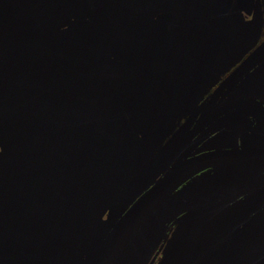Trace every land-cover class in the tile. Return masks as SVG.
Segmentation results:
<instances>
[{
    "label": "rangeland",
    "instance_id": "374dc122",
    "mask_svg": "<svg viewBox=\"0 0 264 264\" xmlns=\"http://www.w3.org/2000/svg\"><path fill=\"white\" fill-rule=\"evenodd\" d=\"M24 2L0 0L8 33L0 29V264H86L192 128L235 100L264 102V0L252 18L235 7L223 19L210 0H31L11 20ZM166 12L178 18L175 29L156 20ZM55 92L92 102L102 117L64 130L24 109ZM200 138L179 160L236 146L224 131ZM242 228L191 264L222 260L248 235ZM133 247L116 264L131 260ZM246 261H264V240Z\"/></svg>",
    "mask_w": 264,
    "mask_h": 264
},
{
    "label": "water",
    "instance_id": "95a60500",
    "mask_svg": "<svg viewBox=\"0 0 264 264\" xmlns=\"http://www.w3.org/2000/svg\"><path fill=\"white\" fill-rule=\"evenodd\" d=\"M210 4L212 15L216 19L226 18L235 5L241 14L249 17L256 9L257 0H210ZM29 5L31 0H25L22 9L11 14V20L16 19ZM156 20L169 29H175L179 23L178 18L170 12L158 14ZM0 29L7 33L1 25ZM1 68L2 65L0 70ZM24 109L41 123L64 130L77 129L102 117V111L92 102L56 92L36 96L24 104ZM248 120L254 121L250 148L215 149L186 158L171 166L151 185L156 177L208 128L217 123L200 139L207 140L224 131L228 138L236 141ZM209 169L213 171L211 177L193 195L191 204H198L197 202L201 200L199 198L203 201V195L209 200L207 203L213 209L225 207L240 197L244 200L209 225L168 264H189L221 238L239 229L238 227L247 218L257 212L263 213L264 216V182L259 187L254 184L255 179L264 176V103L262 101L254 98L235 100L216 110L192 128L156 164L114 223L105 228V237L99 239V245L86 264H116L133 239L168 199L185 183ZM207 203L204 205L206 206ZM100 231V227L95 228L94 236L99 237ZM263 240L264 219L258 231L248 236L235 255H243L245 252H248L246 256L252 254ZM3 249L4 235L0 224V256ZM259 264H264V261Z\"/></svg>",
    "mask_w": 264,
    "mask_h": 264
},
{
    "label": "flooded vegetation",
    "instance_id": "af4514ba",
    "mask_svg": "<svg viewBox=\"0 0 264 264\" xmlns=\"http://www.w3.org/2000/svg\"><path fill=\"white\" fill-rule=\"evenodd\" d=\"M249 122H253V120H248L247 123ZM245 126L246 123L240 137L237 138L236 141L234 140L236 143H234V145H236V147L233 149H246L252 146L250 139L245 138L243 133ZM212 173V170H207L201 173L196 178L206 177L202 183L199 182L200 184H193L195 180L190 181L169 198L133 239L134 247L131 253V260L119 264H168L175 255H177L209 225L223 217L244 200L243 197H240L225 207H216L213 209L211 205L207 203L209 200L203 195V201L202 198H199L201 200L197 202L198 204H191L193 195L205 185L206 180L212 175ZM263 182L264 176H260L254 180V184H256L257 187ZM205 203H207L206 206L204 205ZM165 208L166 211L162 213L161 211ZM263 219L264 216L261 212H257L247 218L238 227L239 230L237 231H243L242 227L248 226L249 232L246 238L236 248L229 252L227 256L215 264H246V260L251 254L246 256L248 252H245L243 255H235V252L242 247L244 241L249 235L258 231ZM141 234L143 236L139 237ZM199 262L200 264L212 263L204 262L203 258Z\"/></svg>",
    "mask_w": 264,
    "mask_h": 264
}]
</instances>
